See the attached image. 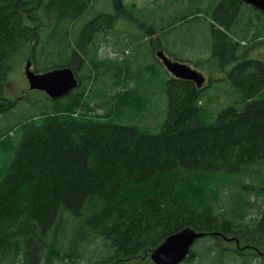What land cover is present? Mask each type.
Segmentation results:
<instances>
[{
  "label": "trees",
  "instance_id": "obj_1",
  "mask_svg": "<svg viewBox=\"0 0 264 264\" xmlns=\"http://www.w3.org/2000/svg\"><path fill=\"white\" fill-rule=\"evenodd\" d=\"M90 1L0 0V112L18 102L5 89L19 53L38 73L71 67L80 80L1 132L19 141L0 176V264H157L152 253L187 227L206 235L180 264H264V61L213 24L228 40L222 55L237 61L228 74L240 98L206 121L204 88L156 55L169 72L168 110L152 132L142 121L148 98L118 91L121 69L102 54L118 22L146 25L136 12L147 5L113 0V12L90 17ZM238 3L222 2L217 23L236 26ZM247 23L246 51L264 37ZM159 35L154 51L165 50ZM125 115L131 123L118 122Z\"/></svg>",
  "mask_w": 264,
  "mask_h": 264
},
{
  "label": "rangeland",
  "instance_id": "obj_2",
  "mask_svg": "<svg viewBox=\"0 0 264 264\" xmlns=\"http://www.w3.org/2000/svg\"><path fill=\"white\" fill-rule=\"evenodd\" d=\"M133 1L137 6L147 5L136 12L137 18L146 25L129 26L128 24L125 26L126 22L120 24L118 22L116 26L111 27L113 35L109 41L111 46H103L102 54L110 56L113 64L121 69L118 91L138 90L139 88L138 99L143 101L144 97L148 98L146 104L148 112L142 119L145 126L152 132H157L159 128L155 124L163 122L167 117L166 79L169 76L164 65L156 58L157 52L153 50V45L157 44L156 39L159 34L152 36L146 33V30L154 29L160 32L161 44L165 47V52L170 59L187 63L206 77L202 96V107L207 112L206 121H213L221 110L239 100L240 93L228 74L237 61L232 60L234 54L232 52L226 56L222 55L221 49L225 47L228 40L219 32L215 38L212 27L215 24V27L227 32L235 41L241 42L240 48L245 52L244 57L264 61V37L255 41L253 47H249L247 51L245 49L248 43L242 41L245 37L244 29H247L249 26L247 22L250 20L258 25L255 28L259 27L254 31H264V23L262 24L261 20L253 16L249 9L244 8L236 26L227 29L214 19L215 11L221 7V0ZM112 2L113 0H92L87 13L92 17L100 11L113 12ZM222 8L223 5L219 13ZM196 10L199 13L195 18H188L174 25L168 33L169 26L164 25L168 23L170 16L186 12H191L192 15ZM160 16L165 17L160 19ZM150 24L153 26H149ZM136 35L141 36L137 41H131V38H135ZM142 35L146 37H142ZM232 47L231 44L228 46L230 51ZM27 61L22 53L17 54L12 61L14 65L8 74L5 96L16 99L18 102L9 112H0V135L8 126L20 121L31 112H40L51 103L44 91L29 89V82L25 75ZM80 74L82 75V73ZM81 84L83 85L84 82L81 81ZM103 111L100 110V112ZM118 122L129 124L131 120L125 115ZM18 141L19 135L14 133L3 135L0 138V176L10 163L13 149ZM199 246V243H195L192 248H199ZM243 259L244 256L236 257V260L239 261Z\"/></svg>",
  "mask_w": 264,
  "mask_h": 264
},
{
  "label": "water",
  "instance_id": "obj_3",
  "mask_svg": "<svg viewBox=\"0 0 264 264\" xmlns=\"http://www.w3.org/2000/svg\"><path fill=\"white\" fill-rule=\"evenodd\" d=\"M243 1L264 11V0ZM157 56L174 77L192 80L199 87L205 83L206 78L201 72L187 63L170 59L164 49L158 50ZM25 75L29 82V89L44 91L52 99L67 95L80 85V80L71 67L55 68L38 73L33 69L32 61L28 60ZM205 235V232L197 231L192 227L184 228L169 236L157 247L152 253V260L157 264H180L187 258L196 241ZM237 242L239 245V241Z\"/></svg>",
  "mask_w": 264,
  "mask_h": 264
},
{
  "label": "flooded vegetation",
  "instance_id": "obj_4",
  "mask_svg": "<svg viewBox=\"0 0 264 264\" xmlns=\"http://www.w3.org/2000/svg\"><path fill=\"white\" fill-rule=\"evenodd\" d=\"M223 3H226L227 2V0H221ZM221 2V3H222ZM238 6H239V8H241V9H244V8H247V9H250V11H251V13H252V15L253 16H256L257 17V19L258 20H260L261 19V16L262 15H264V11L263 10H261V9H259V8H257V7H255V6H253V5H251V4H249V3H246V2H244L243 0H238ZM219 15V14H218ZM220 16V15H219ZM218 16V17H219ZM257 28H259V27H257ZM256 28V29H257ZM259 40V39H258ZM257 40V41H258ZM155 52H157V51H155ZM157 54V53H156Z\"/></svg>",
  "mask_w": 264,
  "mask_h": 264
},
{
  "label": "bare ground",
  "instance_id": "obj_5",
  "mask_svg": "<svg viewBox=\"0 0 264 264\" xmlns=\"http://www.w3.org/2000/svg\"><path fill=\"white\" fill-rule=\"evenodd\" d=\"M83 6V5H82ZM162 185V184H161ZM195 190V189H194ZM139 191V190H138ZM200 195V194H199ZM115 204V203H114ZM114 204H112V205H114ZM113 207V206H112Z\"/></svg>",
  "mask_w": 264,
  "mask_h": 264
}]
</instances>
